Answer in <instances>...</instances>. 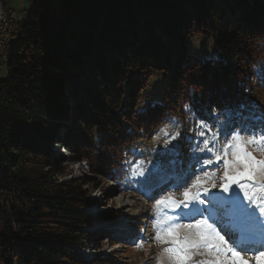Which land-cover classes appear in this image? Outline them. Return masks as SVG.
Returning a JSON list of instances; mask_svg holds the SVG:
<instances>
[{"label":"trees","instance_id":"obj_1","mask_svg":"<svg viewBox=\"0 0 264 264\" xmlns=\"http://www.w3.org/2000/svg\"><path fill=\"white\" fill-rule=\"evenodd\" d=\"M31 11L11 19L3 49L0 264H87L81 252L106 236L90 228L114 216L84 212L90 178L59 182L54 163L69 155L124 192L138 144L173 116L243 111L245 126L264 94V0H36ZM190 35L214 57L189 53ZM154 74L165 78L152 95Z\"/></svg>","mask_w":264,"mask_h":264},{"label":"rangeland","instance_id":"obj_2","mask_svg":"<svg viewBox=\"0 0 264 264\" xmlns=\"http://www.w3.org/2000/svg\"><path fill=\"white\" fill-rule=\"evenodd\" d=\"M4 1L19 16H28L36 2ZM3 4L0 13L4 24L8 26L5 27L6 31H10L8 34L11 42L13 11L7 10ZM6 46L0 51V80L7 78L9 49L2 52ZM187 49L196 56L211 53L214 57L212 41L201 35H190ZM164 78V75L159 79L154 74L147 93H159ZM261 91L264 92V89ZM260 97L259 108L247 117L245 126H242V117L245 115L243 111H235L224 119L221 116V119L209 120L210 112L203 116L177 114L170 118L151 139L138 144L137 157L130 163L127 178L122 184V193L111 181L92 177V172L69 155L65 161H56L53 169L60 172L59 182L93 179L84 181L88 197L94 203L83 209L84 212L92 216L101 213L114 216L104 224L95 223L90 228L99 234L104 231L106 236L102 241L99 239L98 245H90L81 252L83 260L87 264H92L94 259L109 257H114L120 264H238L228 251L233 248L241 253L248 264H264V257L257 258L260 252H264V212L260 211L264 207V173L261 172L264 166L257 164V161H264V94L261 93ZM67 126L70 137L79 133L71 123H67ZM224 131H231L232 134L225 139ZM61 132L64 134L65 130ZM202 141H207V147ZM55 148L59 153L66 154L62 146L55 145ZM246 163L255 175L252 179L246 176L240 179V183L245 185L244 189L233 185L230 192L224 193L219 187L212 188L213 184L218 186L223 182L225 170L230 175H237L245 171ZM94 178L95 184L92 183ZM197 179L210 190L209 197L215 192L225 198L223 201L208 199L207 204L201 206L211 208V214L205 212L203 215L189 217L185 213L190 209L170 203L157 204L158 200L166 198L183 200L184 188L177 185L187 181L185 186L190 187ZM196 190L194 188L193 192ZM245 192L252 197L251 200L245 196ZM234 194L239 196L238 204L231 202ZM148 217H151L150 224ZM198 220H206L212 228L202 225L197 229L195 225ZM101 224L104 226L99 228ZM130 226L134 229L136 227L132 229L133 235L145 238L147 243L143 240L136 243L137 238L128 234ZM169 229H173L175 236L168 234ZM216 233L223 236L227 243L219 240ZM202 234L207 239L202 240ZM120 236L127 237L128 241H123ZM174 239L180 243H173ZM244 239L250 244L247 251L243 250L248 246L243 245ZM170 248L174 251H166ZM253 250L257 253L248 254ZM178 253L184 257L182 262L178 259Z\"/></svg>","mask_w":264,"mask_h":264},{"label":"snow or ice","instance_id":"obj_3","mask_svg":"<svg viewBox=\"0 0 264 264\" xmlns=\"http://www.w3.org/2000/svg\"><path fill=\"white\" fill-rule=\"evenodd\" d=\"M231 134H232L231 131H224L223 132L225 139ZM262 138H264V137H262ZM202 143H204L205 147H207V141H202ZM219 159H220V157L217 156V160H219ZM209 163H211L210 160H209ZM257 164L264 166V161H257ZM261 172L264 173V168H261ZM254 175H255V172L252 170L251 166L246 163L245 164V171L240 172L237 175H230L229 172L227 170H225L223 182L221 184H219L218 186L216 184H213L212 188L215 189L216 187H219L222 190V192H224V193L230 192L233 185H239V187L241 189H244L245 185L240 183V179L245 177V176L248 179H252ZM186 182L187 181H185V184H186ZM185 184L177 185V187H183L184 188V191L182 193V195L184 197L183 200L176 201V200H170V199L166 198V199L158 200L157 204H168V203H170L176 207H183L184 209H190V211L185 213V215L191 217V216H195V215H203L205 212H208L210 214L212 213L211 208L201 207V206L207 204L208 199H211L213 201H223L225 199L224 197L219 196V194L215 193V192L209 197L208 193L210 190L206 187H203V183L199 179H197L190 187L185 186ZM194 188L197 189L195 192H193ZM201 189H202V191H201ZM245 196L248 197L249 200L252 199L251 196H248L247 192H245ZM202 197H205V198H202ZM231 202L233 204H238V202H239L238 194H234V198L231 200ZM241 210L243 211V209H241ZM260 211L264 212V207H261ZM202 225L206 226L208 229L212 228V225L208 224L206 220H198L195 227L197 229H200ZM186 226L187 227H193V225H186ZM177 227H181V225H177ZM168 234L170 236H175L173 229H169ZM216 236H218L219 240L224 241V237L220 236L219 233H216ZM201 239L205 240V239H207V237L204 234H202ZM224 242L227 243L226 241H224ZM173 243L179 244L180 242L178 240L174 239ZM193 246H195V245H193ZM166 251L172 252L174 250L170 248V249H166ZM228 251L232 254V256L234 257L235 261L238 262V264H248V262L241 257L240 252L236 251L233 248H229ZM177 255H178V259L182 262L184 257L181 256L179 253ZM260 257H264V252L259 253V256L257 258L259 259ZM217 264H219V262H217Z\"/></svg>","mask_w":264,"mask_h":264},{"label":"crops","instance_id":"obj_4","mask_svg":"<svg viewBox=\"0 0 264 264\" xmlns=\"http://www.w3.org/2000/svg\"><path fill=\"white\" fill-rule=\"evenodd\" d=\"M22 1H26V0H22ZM28 1V0H27ZM2 3H4L3 5L5 6V8L7 9V10H10V11H13V14L11 15V19L13 20V21H20V20H22V19H24L25 17H27V14L25 15H23V16H19L18 14H17V12H16V10H14V9H12V8H9L8 6H7V3L4 1V0H0V7H1V5H2ZM5 51V50H4ZM4 51H2V52H4ZM1 52V53H2Z\"/></svg>","mask_w":264,"mask_h":264},{"label":"bare ground","instance_id":"obj_5","mask_svg":"<svg viewBox=\"0 0 264 264\" xmlns=\"http://www.w3.org/2000/svg\"><path fill=\"white\" fill-rule=\"evenodd\" d=\"M3 24H4V22H3ZM4 26L5 27H8L7 25H5L4 24ZM5 32H7L6 31V29H5ZM8 33H10V31H8L7 32V37H6V39H5V42L4 43H2L1 44V46H0V51L2 50V48L4 47V46H6L7 45V43H9L10 42V37H9V34ZM242 241H244V243H243V245H248L247 247H245V248H243V250H248V248H250V244L249 243H247V242H249V241H246V239H244V240H242ZM246 241V242H245ZM255 248V247H254ZM252 249V248H251ZM255 250H256V248H255ZM242 251V250H241ZM251 252V253H250ZM248 254H250V255H252V254H255V253H257V251H250Z\"/></svg>","mask_w":264,"mask_h":264},{"label":"built area","instance_id":"obj_6","mask_svg":"<svg viewBox=\"0 0 264 264\" xmlns=\"http://www.w3.org/2000/svg\"><path fill=\"white\" fill-rule=\"evenodd\" d=\"M6 37H7V32H5V26L3 24V17H2V14L0 13V46L2 43L5 42Z\"/></svg>","mask_w":264,"mask_h":264},{"label":"water","instance_id":"obj_7","mask_svg":"<svg viewBox=\"0 0 264 264\" xmlns=\"http://www.w3.org/2000/svg\"><path fill=\"white\" fill-rule=\"evenodd\" d=\"M102 224H104V222H103ZM102 224H101V225H99L98 227H99V228H102V227L104 226V225H102ZM90 231H91V230H90Z\"/></svg>","mask_w":264,"mask_h":264}]
</instances>
